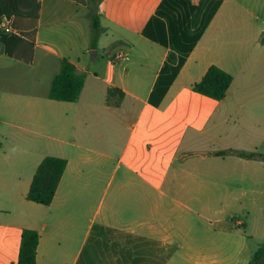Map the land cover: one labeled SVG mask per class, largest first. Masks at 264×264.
<instances>
[{
    "label": "crops",
    "instance_id": "crops-1",
    "mask_svg": "<svg viewBox=\"0 0 264 264\" xmlns=\"http://www.w3.org/2000/svg\"><path fill=\"white\" fill-rule=\"evenodd\" d=\"M86 10L0 0V138L37 142L0 168V264H16L23 229L36 264H250L264 158L246 155L264 146L244 129L264 128V90L233 86L264 73V0H99L93 49ZM63 59L84 77L75 102L47 97ZM210 66L232 77L221 100L192 89ZM47 156L66 167L41 206L26 194Z\"/></svg>",
    "mask_w": 264,
    "mask_h": 264
},
{
    "label": "trees",
    "instance_id": "trees-1",
    "mask_svg": "<svg viewBox=\"0 0 264 264\" xmlns=\"http://www.w3.org/2000/svg\"><path fill=\"white\" fill-rule=\"evenodd\" d=\"M99 0H87L85 18L89 25V47L94 48L101 33ZM232 82V77L216 66H210L204 76L192 87L197 94L213 100H221ZM84 84V77L66 59L61 60L60 69L51 80L48 99L60 102H75L79 98ZM117 89H109V94ZM248 157L260 156L253 152ZM66 167V160L57 157H44L38 164L32 177L26 199L41 206H48L55 194L58 183ZM38 234L31 229L20 233V245L16 264H36ZM264 261V248L258 249L250 264Z\"/></svg>",
    "mask_w": 264,
    "mask_h": 264
},
{
    "label": "rangeland",
    "instance_id": "rangeland-1",
    "mask_svg": "<svg viewBox=\"0 0 264 264\" xmlns=\"http://www.w3.org/2000/svg\"><path fill=\"white\" fill-rule=\"evenodd\" d=\"M43 83L38 82L31 86V90H34L38 93L42 90ZM13 87L17 90L19 89H25L26 85L20 84V81H13ZM233 87L237 88H246V89H259L264 90V73H256L253 78L251 77H242L239 79L238 82ZM245 101L248 100L249 96L244 95L242 97ZM8 131L11 137H9L7 140H3L0 138V168H9L10 166L13 167V169L20 168L21 165V152L27 151L28 147H32L33 145L36 146L37 142L34 141L33 143H25L23 135H27L26 132L22 131L20 128L17 127H9L4 128ZM245 130V133L247 135L248 140L253 138V142L258 146L262 147L264 145V141L261 140L262 135H264V128H250L247 127ZM48 152V150H46ZM7 158V159H6ZM23 179V178H22ZM11 216L13 215L10 214ZM10 217V216H8ZM264 248V240H254L253 246H252V257L254 254L258 251V249Z\"/></svg>",
    "mask_w": 264,
    "mask_h": 264
},
{
    "label": "built area",
    "instance_id": "built-area-1",
    "mask_svg": "<svg viewBox=\"0 0 264 264\" xmlns=\"http://www.w3.org/2000/svg\"><path fill=\"white\" fill-rule=\"evenodd\" d=\"M0 27L3 30L4 33H10L11 32L9 25L7 23L3 22V21H0ZM122 56H123L122 53H118L117 55H115V58L119 59Z\"/></svg>",
    "mask_w": 264,
    "mask_h": 264
}]
</instances>
